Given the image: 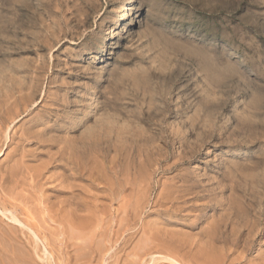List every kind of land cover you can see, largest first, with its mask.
Instances as JSON below:
<instances>
[{
	"label": "rangeland",
	"instance_id": "obj_1",
	"mask_svg": "<svg viewBox=\"0 0 264 264\" xmlns=\"http://www.w3.org/2000/svg\"><path fill=\"white\" fill-rule=\"evenodd\" d=\"M0 209V264H264V0H0Z\"/></svg>",
	"mask_w": 264,
	"mask_h": 264
},
{
	"label": "bare ground",
	"instance_id": "obj_2",
	"mask_svg": "<svg viewBox=\"0 0 264 264\" xmlns=\"http://www.w3.org/2000/svg\"><path fill=\"white\" fill-rule=\"evenodd\" d=\"M6 92V91H5ZM23 98V97H22ZM19 99V98H18ZM59 102V101H58ZM72 112V111H71ZM72 115V114H71ZM76 121V120H75ZM76 123V122H75ZM70 126H71V124H70ZM75 126V125H74ZM82 126V125H81ZM68 127V126H67ZM66 127V128H67ZM79 127V126H78ZM77 125L75 126V131H77ZM64 129V128H63ZM62 129V130H63ZM68 129V128H67ZM66 129V130H67ZM71 130V129H70ZM70 130H68V131H70ZM73 130V129H72ZM74 131V132H75ZM73 132V131H72ZM77 133H78V131H77ZM28 134V133H27ZM71 134V133H70ZM75 134V133H74ZM55 137V136H54ZM48 138V137H47ZM74 138V137H73ZM68 139V138H67ZM76 139V138H75ZM74 139V140H75ZM78 140H80V139H77V141ZM73 141V140H72ZM77 141H74V142H77ZM70 142V141H69ZM79 142V141H78ZM44 143V142H43ZM74 144H76V143H74ZM80 144V143H79ZM77 145V144H76ZM76 148L79 150V152L81 153V150H82V145L80 146H76ZM75 150V149H74ZM47 162V161H46ZM47 164V163H46ZM43 170V169H42ZM18 172V171H17ZM78 205H81L80 203L78 204ZM5 207V206H4ZM82 207V206H81ZM78 208V207H77ZM7 210L6 209H0V212H1V214H3V216H5L6 214H5V212H6ZM77 211H78V209H77ZM81 211V210H80ZM11 212V211H10ZM79 212V211H78ZM8 213H9V211H8ZM10 214H12L10 217H11V219L9 218V220L10 221H12L16 226H17V228L18 227H20V229H27V230H29V232L32 234V236H33V238L35 239V241H36V243H41V242H43V240L39 237V235L35 232V230L34 229H32L30 226H28V224H26V223H24V222H22L19 218H18V215L16 214V213H14V211L13 212H11V213H9V215ZM14 225V226H15ZM224 225V224H223ZM1 227V226H0ZM2 228V227H1ZM13 228V227H12ZM3 229V228H2ZM1 229V230H2ZM16 229V228H15ZM19 229V228H18ZM19 229V230H20ZM6 230V229H5ZM4 230V231H5ZM216 230V229H215ZM15 231V230H14ZM23 231V230H22ZM2 232V231H1ZM6 232V231H5ZM19 233V232H18ZM252 233V232H251ZM8 234V233H7ZM1 235V234H0ZM5 235V234H4ZM16 235V234H15ZM246 235V234H245ZM248 235V234H247ZM2 236H3V234H2ZM1 237V236H0ZM19 237V236H18ZM17 238V237H16ZM20 238V237H19ZM246 238V240L244 241V243H245V249H246V251L247 252H250L251 251V245H252V243H251V240L249 239V236H247V237H245ZM12 239V238H11ZM21 239V238H20ZM1 240V239H0ZM5 240H7V239H5ZM16 240V239H15ZM18 240V239H17ZM34 241V242H35ZM208 241V240H207ZM0 242H3V239L0 241ZM9 242V241H8ZM15 242H17V241H15ZM10 243H12V242H10ZM9 243V244H10ZM17 243H19V242H17ZM16 243V244H17ZM209 244V243H208ZM5 245H7L6 243H5ZM11 245H13V244H11ZM14 245H15V243H14ZM18 245V244H17ZM10 246V245H9ZM3 247V246H2ZM10 249V248H9ZM211 250V249H210ZM1 252V251H0ZM44 253L46 254V252L44 251ZM3 255H5V254H3ZM2 256V255H1ZM4 257V256H3ZM8 257V256H7ZM236 258V257H235ZM232 259V258H231ZM5 261V260H4ZM236 261V260H235ZM6 262V261H5ZM172 262L174 263V264H179L176 260H172ZM234 262V261H233ZM21 263V262H20ZM258 264V263H257Z\"/></svg>",
	"mask_w": 264,
	"mask_h": 264
}]
</instances>
